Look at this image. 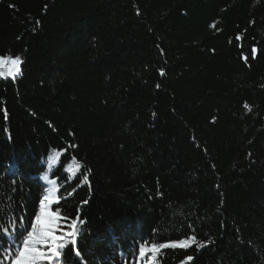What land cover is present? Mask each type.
I'll return each mask as SVG.
<instances>
[{
    "label": "trees",
    "instance_id": "obj_1",
    "mask_svg": "<svg viewBox=\"0 0 264 264\" xmlns=\"http://www.w3.org/2000/svg\"><path fill=\"white\" fill-rule=\"evenodd\" d=\"M16 56L0 234L29 228L48 175L65 227L79 214L60 264H264V0H0Z\"/></svg>",
    "mask_w": 264,
    "mask_h": 264
},
{
    "label": "snow or ice",
    "instance_id": "obj_2",
    "mask_svg": "<svg viewBox=\"0 0 264 264\" xmlns=\"http://www.w3.org/2000/svg\"><path fill=\"white\" fill-rule=\"evenodd\" d=\"M252 51L255 54L256 50L253 49ZM244 59L246 60L247 57H244ZM21 64H23V60L20 56L14 58L0 57V77L9 76L15 78L21 72ZM161 75H163V72H161ZM157 88H159V85H157ZM245 107L248 108V105L245 104ZM72 147L76 146L73 145ZM51 159L49 157L50 161ZM49 169H52L51 164H49ZM66 171L70 173L72 169L69 168ZM53 174L55 175L56 173ZM42 179L49 186L46 188V194L42 195L38 200L39 212L35 215L34 221L29 223V228L23 232L17 229L18 235H13L12 237L7 235L8 229H4L3 234H0V240L8 241L7 245L0 243V249L8 247L10 250H15L12 264H60L62 249L67 246L68 242H71L73 245L75 244L79 214H77V219L72 220L71 224L66 228L62 222L70 218L62 216L61 210L58 207L61 198L57 195L59 189L56 186V180H50L48 175H44ZM63 179L69 180L70 177L65 176ZM83 182L89 183L87 176L83 177ZM54 206H56L55 210ZM191 239L195 242L196 237L193 236ZM177 243H171V246L176 247ZM168 246L170 245L163 244L158 248L157 245L153 244L150 251L158 252L160 248ZM180 246L186 247L187 245L181 244ZM138 254L139 257L143 258L146 255V249L141 247ZM75 256H80L78 250H75ZM187 259L191 260L192 257L188 256Z\"/></svg>",
    "mask_w": 264,
    "mask_h": 264
},
{
    "label": "rangeland",
    "instance_id": "obj_3",
    "mask_svg": "<svg viewBox=\"0 0 264 264\" xmlns=\"http://www.w3.org/2000/svg\"><path fill=\"white\" fill-rule=\"evenodd\" d=\"M5 58H8V57H5ZM0 78H4L5 79V78H13V77L3 76V77H0ZM42 181H44V180H42ZM45 185H46V188L49 186L47 184H45ZM139 264H151V263H150V261H144V262H140Z\"/></svg>",
    "mask_w": 264,
    "mask_h": 264
},
{
    "label": "bare ground",
    "instance_id": "obj_4",
    "mask_svg": "<svg viewBox=\"0 0 264 264\" xmlns=\"http://www.w3.org/2000/svg\"><path fill=\"white\" fill-rule=\"evenodd\" d=\"M45 184H46V182L45 181H43Z\"/></svg>",
    "mask_w": 264,
    "mask_h": 264
}]
</instances>
